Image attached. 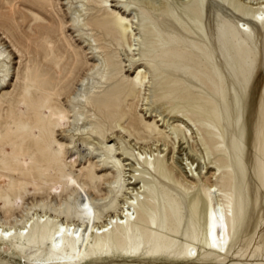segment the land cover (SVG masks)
Listing matches in <instances>:
<instances>
[{
    "label": "bare ground",
    "instance_id": "bare-ground-1",
    "mask_svg": "<svg viewBox=\"0 0 264 264\" xmlns=\"http://www.w3.org/2000/svg\"><path fill=\"white\" fill-rule=\"evenodd\" d=\"M79 1L74 7V25L104 28L107 34L116 28L118 47L100 54L105 46L96 42L102 38L86 37L90 53L99 55L96 61L87 58L82 62L91 72L84 79V90L73 96L72 102L81 107L71 113L55 102L53 127L63 124V119L72 136L69 148L86 150L88 155L98 151L102 159L79 167L75 160L66 162L56 143L42 145L34 139L35 128L43 131L41 122L46 125L44 101L62 95L68 85L61 84L69 70L60 66L41 80L38 78L48 72L39 68L35 74L28 73L15 103V115L22 124L18 136L8 138L6 127H0V255L19 257L24 264H264V240L256 238L252 246L246 242L254 216L249 211L253 204L256 210L262 206L264 185L257 187L244 155L239 161L247 177L240 195L228 140L217 120L189 114L185 107L178 112L186 114L178 113L171 121L169 101L158 106V114L147 113V106L157 97L167 96L169 88L164 87L159 95L152 92V74L140 55L137 13L112 8L113 1L123 4L130 0ZM143 1L153 13L167 5L165 0ZM222 1L246 11L253 21L264 22V0ZM90 2L97 5L92 9L102 13L90 17L86 6ZM240 29L247 31L249 26L243 22ZM45 44L49 54L59 51L51 35ZM124 51L129 56L126 63L121 57ZM48 52L44 49V58ZM2 55L0 52L1 72L7 66L1 62ZM58 62L52 56L50 69ZM127 66H136L131 77L126 74ZM98 75L116 86L101 93ZM256 82L253 87L257 88ZM128 86L125 99L136 101L119 108L124 97L121 90ZM177 147L186 158L170 155ZM212 154L216 161L210 158ZM103 160L112 167L108 175L98 174L96 169ZM45 165L60 181L51 183L53 187L36 199L35 207L24 205L27 192L35 187L24 188L22 179L29 176L38 185L35 170L45 173ZM259 169L264 180L263 160ZM41 184L46 186L47 179ZM141 210L144 213L139 216ZM263 226L264 221L260 228ZM1 264L11 263L5 260Z\"/></svg>",
    "mask_w": 264,
    "mask_h": 264
},
{
    "label": "rangeland",
    "instance_id": "rangeland-1",
    "mask_svg": "<svg viewBox=\"0 0 264 264\" xmlns=\"http://www.w3.org/2000/svg\"><path fill=\"white\" fill-rule=\"evenodd\" d=\"M78 1H0V52L3 53L1 62L5 61L7 64L5 70L0 71V127H6L8 138L18 136L17 132L22 124L15 115V103L26 86V75L35 74L41 68L48 74L41 75L38 79H48L62 66L63 70L69 71L61 85L68 86L55 100L50 102L49 98L44 101L46 125L41 122L43 131H37L35 128L34 139H38L42 145L46 142L56 143L66 162L75 160L81 167L83 163L89 165V160L92 164L95 163L102 159V156L98 151L88 155L86 150L78 152L74 147L69 148L67 143L71 141L72 136L69 135L65 121L62 119L63 124L53 127V114L57 112L55 102L60 107L64 105L71 113L81 107L72 102L73 96L79 90H84V79L91 72L87 64L82 62L87 58L96 61V56L99 55L90 53L92 50L86 41L88 35L102 38L96 43L105 46L99 49L102 52L100 54L104 55L115 51L118 41L116 28L112 29L111 34H107L104 28L91 25L89 27L94 29H82L74 25V7L78 5ZM165 1V8L154 13L143 0H130L123 4L112 2V8L115 10L137 13V25L142 35L140 55L143 64L152 74V92L159 95L164 87L169 88L167 96L161 95L147 106V113L158 114V106L169 101L167 113L171 121L177 119L175 116L179 115L178 113L186 114L184 111L178 112L185 107L189 108V114L217 120L228 140L229 154L234 161L239 180L240 195L245 191L247 177L245 167L239 161L242 154L257 181V187L263 186L264 180L259 166L261 160L264 161V83L261 81V78H264V22L253 21L252 15L233 5L225 4L222 0ZM86 6L89 7L90 17L94 13H102L97 12V8H91L97 7L93 2L87 3ZM243 22L249 26L247 31L240 29ZM108 24L114 27L111 22ZM48 35L54 38V44L59 48L54 54H49L48 45L45 44ZM40 45L43 48H39ZM44 49L48 52L45 58ZM52 56L58 58L59 62L50 69ZM121 57L125 63L128 62L125 61L129 58L127 52H122ZM135 67L127 66L126 70L130 68L126 71L129 77L133 76ZM255 79L259 82L257 88L253 87ZM97 80L102 81L98 84L101 93L116 86L107 82L101 75L97 76ZM129 88L130 86L121 90L124 97L119 100V108H128L136 101L132 97L125 99ZM33 89L35 91V86ZM80 110L83 111L82 108ZM162 122L160 121V124ZM30 135L28 131L27 136ZM127 146L131 147L129 144ZM178 150L177 147L176 152L170 155L174 154V157L179 159L187 157L185 152ZM210 158H215V155L212 154ZM97 163L98 174L108 175L112 170L107 161ZM48 166L45 165V173L40 168L35 170L38 185L34 184L29 176L26 180L22 179L24 188L35 187V190L27 192L24 205L35 207L36 199L51 190V183L60 181L55 171ZM43 179H47L46 186L41 184ZM41 187H44V191H39ZM100 188L107 190L104 184H100ZM52 197L56 198L57 194L52 192ZM62 197H66V193L62 192ZM18 211L19 209L16 210L17 214ZM249 212L254 216L246 242L248 246H252L256 244V238L264 240V226L260 228L264 221V195L262 206L256 210L253 204ZM143 213L141 210L139 216ZM2 215L0 210V217ZM5 260L11 264H24L21 258L6 253L0 255V264Z\"/></svg>",
    "mask_w": 264,
    "mask_h": 264
}]
</instances>
